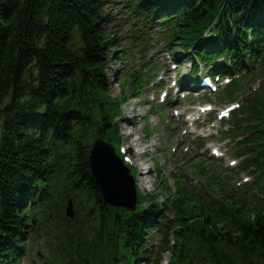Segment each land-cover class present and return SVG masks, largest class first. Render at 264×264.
Listing matches in <instances>:
<instances>
[{
  "label": "trees",
  "instance_id": "16d2710c",
  "mask_svg": "<svg viewBox=\"0 0 264 264\" xmlns=\"http://www.w3.org/2000/svg\"><path fill=\"white\" fill-rule=\"evenodd\" d=\"M119 34L124 53L138 56L120 82L123 94L150 82L157 65L145 51L162 44L172 61L180 48L192 80L196 63L212 80L229 79L205 101L243 99L223 122L240 172L254 177L233 219L202 207L189 224L177 212L183 186L174 181L172 191L161 173L156 193L138 199L135 211L104 204L88 157L97 139L121 142L106 74ZM50 228L55 243L43 264H137L156 235L155 264L165 254L166 264H264V0H0V264H21Z\"/></svg>",
  "mask_w": 264,
  "mask_h": 264
},
{
  "label": "rangeland",
  "instance_id": "374dc122",
  "mask_svg": "<svg viewBox=\"0 0 264 264\" xmlns=\"http://www.w3.org/2000/svg\"><path fill=\"white\" fill-rule=\"evenodd\" d=\"M113 33L114 30H111V34ZM119 36H122L118 44L121 47L111 50L113 54L106 69L110 80L108 97L119 102V115L114 118V124L118 128V137L121 141L117 146L119 152H129L132 156L131 163L137 162L145 168H150L149 175L142 179L145 187L140 186L138 171L136 176L134 171L133 173L129 170L130 175L135 176L138 183V186L135 185L138 199L141 200L143 195L148 198V195L156 193L159 173H161L165 184L172 191H174L176 182L183 186L185 193L182 192L179 195L181 204L177 205V212L183 213L189 224L198 222L202 217V214L199 213L202 207L212 209V212L226 213L228 218L233 219L235 212L243 208L242 192L238 191L239 185L249 183H243L248 175L238 172L236 168L238 160L236 161V158L230 155L229 145L220 142L222 138L228 137L231 131L222 133L227 127H222L219 114L228 110L229 105L233 102L221 101L220 103L213 101V98L211 102L202 100L204 96H214L215 92H212L213 95H209V90L202 85L200 88V82L195 83L190 80L188 77L190 65L188 61L183 63L185 55L180 48L175 50L177 60L172 61L170 53L162 44L158 45L157 49L145 51L147 60L157 65L154 72L146 74V77H149L147 81L156 77L155 85L149 87L144 84L145 88L139 92L127 87L123 94L120 82L126 71L137 64L138 56L133 51L124 53L127 40L123 34H119ZM116 59H123L120 61L125 63V67L115 62ZM196 66L200 71L197 76L201 79L200 74H205L203 65L196 63ZM174 67L175 69H173ZM174 81L176 84L173 83ZM144 85L141 86L144 87ZM224 85L225 83L217 84L219 90ZM159 88L160 90H157ZM164 91L166 93L162 96ZM181 92L183 93L181 94ZM238 104H241L240 100L237 102ZM151 107L154 108V111H149ZM206 107L209 111L199 112ZM193 120H195V124H192ZM151 133L153 135L150 137ZM196 137L201 140L197 141ZM134 140L142 143H138L141 148H133L130 152L128 147L133 146L132 141ZM105 142L110 144L108 138ZM114 145L117 144L113 143L110 147ZM216 150H218L219 156L212 154ZM115 152L118 153L116 149ZM123 153L117 154V156L125 158ZM233 161L236 162L234 166L231 165ZM131 163H129V167L136 169ZM167 197L162 195L161 200L164 201ZM237 201H240V204H237ZM196 203L199 204L196 206ZM214 215L212 214L210 218L211 222L214 221ZM166 217L170 222L169 226H171L175 213L171 211ZM33 230H36V226ZM52 231L53 228H50V231H45L47 234L39 231L37 243H34L35 246L26 254V259L21 264H29V262L43 264L44 257L48 255L47 246L53 243L50 239ZM46 239L50 241V244L44 243ZM160 240V235L151 238L154 244L149 249L146 260L137 264H155ZM168 258L169 255L165 254L160 264H166Z\"/></svg>",
  "mask_w": 264,
  "mask_h": 264
},
{
  "label": "water",
  "instance_id": "95a60500",
  "mask_svg": "<svg viewBox=\"0 0 264 264\" xmlns=\"http://www.w3.org/2000/svg\"><path fill=\"white\" fill-rule=\"evenodd\" d=\"M88 165L104 204L133 212L137 199L133 178L114 150L102 139H97L90 148ZM71 213L69 207L67 215L70 218H72Z\"/></svg>",
  "mask_w": 264,
  "mask_h": 264
},
{
  "label": "bare ground",
  "instance_id": "6f19581e",
  "mask_svg": "<svg viewBox=\"0 0 264 264\" xmlns=\"http://www.w3.org/2000/svg\"><path fill=\"white\" fill-rule=\"evenodd\" d=\"M122 115V114H121ZM189 122H190V120H189ZM130 125H132V124H130ZM133 126V125H132ZM130 135V134H129ZM128 135V136H129ZM127 137V136H126ZM132 143H133V146L131 145L130 147H128V151H132L133 150V148H141V145H138V143L140 144L141 142H139V141H137V140H134V141H132ZM142 144V143H141ZM129 163H131V162H129ZM136 169H134V168H130L132 171H134L135 172V174H136V176H137V171H138V173H139V183H140V186L141 187H145V183L143 182V178H144V176H145V178H146V176H148L149 175V172H150V168L149 167H147V168H145V167H143V166H141V164L140 163H137V162H132L131 163ZM135 180H136V177H135Z\"/></svg>",
  "mask_w": 264,
  "mask_h": 264
}]
</instances>
